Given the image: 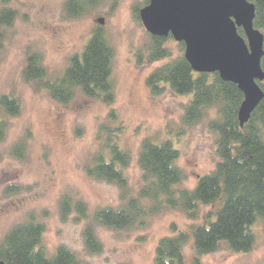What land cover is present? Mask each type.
I'll return each mask as SVG.
<instances>
[{
  "label": "rangeland",
  "instance_id": "rangeland-1",
  "mask_svg": "<svg viewBox=\"0 0 264 264\" xmlns=\"http://www.w3.org/2000/svg\"><path fill=\"white\" fill-rule=\"evenodd\" d=\"M66 0H0V10L15 12L13 25L4 31L0 54V97L17 99L20 113L6 116L9 126L6 139L0 144V240L14 225L33 213L45 224L43 245L53 253L65 246L75 253L81 264H155L159 241L174 235L171 225L180 231L204 223V215L216 205L202 206L196 220L178 210H166L148 219L145 228L116 231L95 226L103 245L100 254H90L85 247L83 231L94 225V214L105 207H118L120 190L116 185L90 178L85 163L98 149L101 124L122 125L119 143L131 153L125 169L133 195L142 185L138 155L142 142L154 138L171 141L179 151L177 165L185 180L180 188L194 189L201 176L211 173L218 162L216 136L209 130V118L193 126L183 124L184 108L192 96L177 95L167 86L165 92L153 97L146 84L148 75L162 63L140 67L136 55L147 44L149 33L137 21L133 7L140 10L146 0H117L103 4L77 20L64 15ZM104 19L103 25L98 19ZM102 27L115 51L113 81L115 102L108 106L77 93L67 105L54 101L37 83L27 82L23 70L29 54H39L48 71V79L58 78L69 59L80 53L92 32ZM176 41L169 45L180 54ZM210 118L214 114H210ZM21 138L27 142L24 159L11 155L13 145ZM8 187H19L16 194ZM69 195L83 201L87 216L78 220L72 213L61 219L60 201ZM256 243L250 253L239 254L225 248L201 258L203 264H264V230L258 222L252 226ZM185 263L193 264L192 244L184 249Z\"/></svg>",
  "mask_w": 264,
  "mask_h": 264
},
{
  "label": "trees",
  "instance_id": "trees-1",
  "mask_svg": "<svg viewBox=\"0 0 264 264\" xmlns=\"http://www.w3.org/2000/svg\"><path fill=\"white\" fill-rule=\"evenodd\" d=\"M256 12L254 27L264 35V0H248ZM117 0H66L64 15L77 20L91 10ZM149 0H146V5ZM140 21V7H133ZM15 12L0 10V54L4 46V31L13 25ZM244 36L242 29H238ZM174 39L155 37L149 40L136 55L140 67H156L147 77L146 84L153 97L165 92L168 86L181 96H192L184 108L183 124L193 126L209 118V130L216 136L218 162L214 170L201 176L194 189L180 188L185 180L177 165L179 151L169 140L157 142L146 138L140 147L138 165L142 171V185L133 195L125 169L131 163V153L122 148L119 136L121 124L114 126L116 114L110 113V122L101 124L97 139L98 149L85 163L86 174L93 179L116 185L120 190V205L105 207L94 214V225L83 231L85 247L90 254H100L103 245L95 226L116 231L145 228L149 218L166 210H178L189 219L200 216L202 206L216 205L204 215V223L180 231L171 225L174 235L163 237L156 248L155 264H184V249L191 243L195 256L193 264H203L201 258L225 248L239 254L250 253L256 243L252 226L260 222L264 230V98L252 113L248 123L240 126L239 110L244 94L237 85L224 81L218 73H196L185 58V44L178 43L180 54L175 55L169 45ZM264 50V45H263ZM115 51L108 42L102 27H97L83 50L74 54L62 74L48 79V71L39 54H29L23 70L27 82L48 92L59 104H69L81 93L112 106L115 102L113 66ZM264 71V54L261 60ZM264 92V81L258 82ZM20 113V106L12 96L0 97V144L7 136L6 118ZM210 114H214L210 118ZM27 142L19 139L11 155L24 159ZM19 187H8L7 193H19ZM61 219L68 220L72 213L78 220L87 216L83 201L64 195L60 201ZM45 224L33 214L14 225L0 240V262L4 264H81L77 255L65 246L49 253L43 245ZM126 264V263H121Z\"/></svg>",
  "mask_w": 264,
  "mask_h": 264
},
{
  "label": "water",
  "instance_id": "water-1",
  "mask_svg": "<svg viewBox=\"0 0 264 264\" xmlns=\"http://www.w3.org/2000/svg\"><path fill=\"white\" fill-rule=\"evenodd\" d=\"M255 12L248 0H149L140 10V21L150 35L171 36L185 44V58L196 73H218L237 85L244 94L241 127L264 98L258 84L264 81V35L254 27ZM97 22L103 25L105 20Z\"/></svg>",
  "mask_w": 264,
  "mask_h": 264
}]
</instances>
